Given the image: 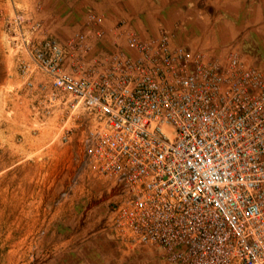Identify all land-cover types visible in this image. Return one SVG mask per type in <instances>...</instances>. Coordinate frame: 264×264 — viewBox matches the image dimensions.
<instances>
[{
  "label": "built area",
  "instance_id": "2783aa9c",
  "mask_svg": "<svg viewBox=\"0 0 264 264\" xmlns=\"http://www.w3.org/2000/svg\"><path fill=\"white\" fill-rule=\"evenodd\" d=\"M4 25L27 56L25 84L43 75L93 121L75 174L103 184L117 241L150 247L164 264H264V65L235 51L207 59L163 29L141 40L123 20L113 30L133 55L117 44L89 54L82 33L40 37L23 10Z\"/></svg>",
  "mask_w": 264,
  "mask_h": 264
},
{
  "label": "crops",
  "instance_id": "0c3cea01",
  "mask_svg": "<svg viewBox=\"0 0 264 264\" xmlns=\"http://www.w3.org/2000/svg\"><path fill=\"white\" fill-rule=\"evenodd\" d=\"M15 4L27 6L33 16L32 20L41 25L40 37H55L52 34L57 32L59 38H67L73 31L85 35L91 45L89 54L98 50L107 53L115 44L125 53L134 54L125 47L124 35L116 36L111 29V25L122 17L128 21L125 30L135 33L141 40H153L158 30L163 29L173 45L200 52L207 59H224L229 51H235L245 64L264 65V0H0V129H10L0 135V175H5V171L9 170L17 182L20 175L26 174L29 177L27 182L31 194L28 208H39L41 216L30 215L26 222L44 225L43 235L49 233L51 236L55 232L63 234L71 225L79 228V209L83 208L80 196L84 195L85 190L81 183L72 184L68 190V193L72 191L71 194L53 204L55 195L51 194L52 185L55 191H59L68 184L69 178H78L75 174L77 162L73 166L68 163L70 155L78 151L77 143L73 140L66 145L54 140L52 135L56 131L53 126L58 122L44 116V119H38L35 114L37 111L28 109L30 93L25 88L19 89L24 76L13 71L6 74L10 68L8 64L13 69L15 65L18 67L20 60H27L23 52L17 53L15 57L9 55L14 48L4 21L12 14L11 9ZM90 11L102 18L100 25L87 20L86 15ZM97 28L103 32L99 39L93 36ZM37 78L46 80L43 75ZM7 85H11L9 90H6ZM3 97H8L5 103ZM3 104L9 109V116L5 115ZM30 112L34 114L33 117ZM30 128L38 130L31 132ZM20 132L22 134L17 135ZM100 182L86 183L90 189L93 187L95 193L90 205L98 210L106 201L103 184ZM14 196L12 193L11 200ZM15 206L11 201L12 217ZM4 207L6 204L0 202V208ZM51 224L54 228H50ZM106 233L109 239H115L110 230ZM119 245L124 252L131 254L139 249L120 242ZM104 247L109 248L106 251L108 264H131L135 262L133 260L140 263L142 260L135 255L124 261L121 259L123 254L120 255L115 246L111 248L106 244Z\"/></svg>",
  "mask_w": 264,
  "mask_h": 264
},
{
  "label": "rangeland",
  "instance_id": "374dc122",
  "mask_svg": "<svg viewBox=\"0 0 264 264\" xmlns=\"http://www.w3.org/2000/svg\"><path fill=\"white\" fill-rule=\"evenodd\" d=\"M13 9L23 10L31 16L27 6L23 4H15ZM89 13L97 16V14L92 11ZM31 17L33 18V16ZM118 20H123L125 24L128 23L126 19L121 17L111 25L112 30ZM73 32L71 36H67V38H59L60 36L57 32L52 35L65 41L75 35L76 32H74V34ZM7 35L10 36V34ZM9 53L10 56L15 57L19 52L14 49V51L10 50ZM8 66H10V68L6 73L7 75L12 71L17 75H21L16 65L13 69H11V64H8ZM39 76L40 75H32L29 78L31 86L25 84L27 78L24 76L23 84L19 85V89L25 88L30 93L28 97L31 98V100L28 102V109L32 108L36 110L37 112H35V114L38 119H44L42 118L44 116L53 122H58L56 126H53L56 131V133L52 135L54 140H59L66 145L76 140L78 151L70 155L68 161L70 166H73L77 162V158L81 155L82 145L79 141L82 140L85 133L91 129L93 121H91L82 108L71 107V101L65 93L52 89L46 80H37ZM16 86L17 85L14 87ZM5 87L6 90H9L11 85ZM3 98L5 103L8 97ZM4 106L3 104L4 111H6L5 115L9 116V109H6ZM30 111L32 110L30 109ZM26 115L27 114H25V116ZM30 116L33 117L34 114L30 112ZM53 125L55 124L53 123ZM9 130L10 129L7 128L0 129V135L6 134ZM29 130L32 132L38 129L30 128ZM21 134L22 132L17 135ZM62 135H66V141L62 140ZM5 172V175H0V202L6 204V207L0 208V264H108L106 251L109 248L104 247L106 244H109L111 248L115 246L117 252L120 253V255L123 254L121 259H125L124 261H128L131 258L130 256L135 255L136 257L140 256L142 258L140 263L133 260L135 262H131V264H164V262L154 254V250L150 247H138L139 249L137 251L134 250V254H131L130 252H124V249L119 245V241L114 238L109 239L106 232L110 229L106 222L107 210L104 204H101L99 210L96 207L92 208L90 205L95 193L93 187L90 189V187H88L89 185L87 186L86 183L94 184L100 182L90 171L85 170L77 176V179H75L76 177L74 176L73 179L69 178L68 180V184H71V186L81 183L83 189L87 191V193L84 191V195L80 196L81 201L83 200V208L79 209L81 210L79 228H76L75 225H71L65 233L57 234L58 232H55V234H51V236L49 233L43 235L44 225L39 223L31 225L26 222L30 215L34 214L36 216H41L39 208H28V201L30 199L29 194H31L29 192L31 187L27 182L29 177L26 174L20 175L18 177L19 181L17 182V178L11 177L9 170ZM79 178L80 181L77 182ZM68 184H66V186ZM53 185L51 187V194L52 196L55 195L53 204L68 197L72 192L69 191V193L62 196L61 193L65 190L66 186L63 184L65 187L63 186L61 190L55 191ZM96 186L95 184L94 188H96ZM12 193H14L15 196L11 200ZM11 201L17 205L13 208V217L12 208L10 207ZM35 204L37 205V202H35ZM50 228H54V225L51 224ZM63 237L66 238V241ZM107 239H109V241ZM99 246H101V249ZM103 250H105V252ZM111 258L117 260L115 257Z\"/></svg>",
  "mask_w": 264,
  "mask_h": 264
}]
</instances>
